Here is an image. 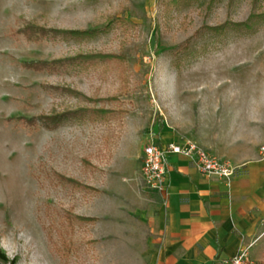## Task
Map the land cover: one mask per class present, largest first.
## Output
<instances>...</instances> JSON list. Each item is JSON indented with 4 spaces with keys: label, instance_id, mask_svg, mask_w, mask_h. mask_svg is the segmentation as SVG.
Wrapping results in <instances>:
<instances>
[{
    "label": "rangeland",
    "instance_id": "1",
    "mask_svg": "<svg viewBox=\"0 0 264 264\" xmlns=\"http://www.w3.org/2000/svg\"><path fill=\"white\" fill-rule=\"evenodd\" d=\"M32 27L97 34L35 38L24 33ZM97 54L115 59L55 72L22 66ZM80 109L113 115L56 130L19 121ZM215 110L221 125L206 114ZM210 128L264 136V0H0V251L8 260L148 264L154 196L138 155L163 137L194 142Z\"/></svg>",
    "mask_w": 264,
    "mask_h": 264
},
{
    "label": "crops",
    "instance_id": "2",
    "mask_svg": "<svg viewBox=\"0 0 264 264\" xmlns=\"http://www.w3.org/2000/svg\"><path fill=\"white\" fill-rule=\"evenodd\" d=\"M207 113L213 125L223 124L216 110ZM204 134H193L194 142L236 167V176L227 186L170 155L166 204L153 192L154 201H148L143 246L148 264H222L247 248L252 259L264 258V136L228 137L215 128ZM172 138L163 137L160 146L180 143Z\"/></svg>",
    "mask_w": 264,
    "mask_h": 264
},
{
    "label": "built area",
    "instance_id": "3",
    "mask_svg": "<svg viewBox=\"0 0 264 264\" xmlns=\"http://www.w3.org/2000/svg\"><path fill=\"white\" fill-rule=\"evenodd\" d=\"M170 155L181 156L191 161L201 176L223 180L227 186H231L236 176V167L190 140H182L180 143L169 144L166 147L150 143L143 151L140 178L149 191L163 197V204H166L165 197L168 193V157ZM222 264L258 263L252 259L247 248L238 252L233 258L224 260Z\"/></svg>",
    "mask_w": 264,
    "mask_h": 264
},
{
    "label": "trees",
    "instance_id": "4",
    "mask_svg": "<svg viewBox=\"0 0 264 264\" xmlns=\"http://www.w3.org/2000/svg\"><path fill=\"white\" fill-rule=\"evenodd\" d=\"M259 1L261 0H254V2L256 3ZM252 19L253 16H251L249 20ZM223 27L224 26H221V28ZM236 27L249 28L248 24L246 23L236 24ZM24 33L30 37L33 36L35 38L52 35L53 37L66 38L70 36V37H74L75 39H80V38H92L97 34V31L89 30L85 32H60V31L45 30V29L32 27L29 29H25ZM113 59H115V56L113 55H98V54L81 55L70 59L57 60L51 62H45V61L22 62V66L23 68L34 72H44V71L55 72V71H60L61 69H67L68 67H81V66L88 67L98 62H107ZM112 115H113V111L111 110L80 109V110L64 112L62 114H58L52 117H45L40 119H27L22 117L19 118V121L24 122L26 125L30 127H37L40 124L46 129L56 130L64 124H68V123L73 124V123L83 122L86 120L91 122L94 121L105 122L108 121ZM67 182L73 185H79L73 181L67 180ZM0 264H16V261L8 260L5 254L0 251Z\"/></svg>",
    "mask_w": 264,
    "mask_h": 264
}]
</instances>
